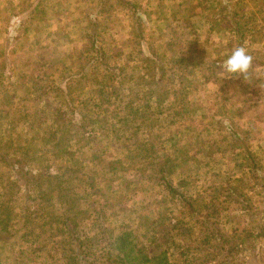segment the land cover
<instances>
[{
    "label": "rangeland",
    "instance_id": "1",
    "mask_svg": "<svg viewBox=\"0 0 264 264\" xmlns=\"http://www.w3.org/2000/svg\"><path fill=\"white\" fill-rule=\"evenodd\" d=\"M117 1L0 0L1 264H80L70 252L54 258L52 245L98 236L101 256L124 232L148 247L172 224L187 227L186 206L157 174L167 159L177 165L174 188L214 221L222 237L216 250L235 248L236 235L264 212V0ZM224 8L254 20L248 26L258 34L241 45L253 56L250 80L220 74L237 46L234 32L211 22ZM96 54L101 66L78 81ZM51 87L68 88L64 111L89 131L59 186L74 201L64 226L20 208L30 205L28 190L32 199L42 188L26 152L43 155L40 140L58 101ZM68 160L48 158L42 166L55 176ZM166 248L170 264H198Z\"/></svg>",
    "mask_w": 264,
    "mask_h": 264
},
{
    "label": "trees",
    "instance_id": "2",
    "mask_svg": "<svg viewBox=\"0 0 264 264\" xmlns=\"http://www.w3.org/2000/svg\"><path fill=\"white\" fill-rule=\"evenodd\" d=\"M117 2L119 5H122L121 0H118ZM123 6L131 8L133 13H135L132 9V5ZM241 8L244 9L245 7ZM224 11L227 14L222 12V15L219 18L215 17L211 22L217 27H222L224 30H231L234 32L233 34L236 39L235 42L237 43L236 47L241 46L247 40L249 34H252V36L258 34L253 31L254 26H248V23L252 25V22H254L250 14L246 12L236 13L237 15L233 13L230 14L226 8H224ZM248 39L252 41L254 37L251 38L250 36ZM99 58L101 59L97 54L94 55V57L91 56V58H89L88 63L83 65V74L79 79L77 78L78 81L84 78V74H86L88 70L94 69L96 66H101L100 60H98ZM183 61L186 64L188 59H184ZM172 73L174 76H179V78L182 76L180 75L181 73L176 74L175 71ZM188 87H190L189 83ZM184 88L185 87H183L182 90H184ZM67 89L68 88L62 89L61 87H51V91L55 93V99L58 101H56L57 105L55 106V120L54 122H50L48 129H45L46 132L40 140L41 148H43L41 151L43 155H40V158L31 159L30 154L26 152L29 157L28 162L34 164L36 170H38L35 178L37 180L42 179V188L40 189V192L32 197V199H30L31 195L28 190V196H25V194L24 196L30 201V205L27 207H25V205L20 207L26 208L31 215H41L44 220L48 219L51 223L57 224V226H64V223L60 221V219L64 218L67 213L72 211L74 206V201H69V199L66 198V193L64 192L65 189L59 187L60 185L66 184V180H61L62 177L73 172L70 169L74 166L70 164L74 159L72 149L74 146L78 145L77 141L82 145L86 144L89 139L87 137L89 131H86V125L82 124L79 128H75V124L72 121V110L66 109L64 111L65 103H67L66 98H71V95L69 94L70 92L65 91ZM195 91L196 87L194 93ZM129 107L130 103L128 102L125 104V111H130ZM143 107L147 109V106ZM135 110L137 112L139 111L138 108ZM126 123L136 129L135 121L129 120L128 122L126 121ZM73 125L74 128L72 127ZM134 134L136 133L134 132ZM31 144L33 143L30 142V145ZM60 144L62 148L58 150V145ZM56 147L61 154H58L57 151H55ZM49 152L51 154H49ZM31 153L34 154L35 152L32 151ZM68 157H70V160L67 161L68 164L61 167L58 172H55V176H52V166H42V163L48 158L53 159L55 162L61 159L65 160ZM3 158L4 157H0V160ZM168 163L170 164L168 165ZM176 166L177 165L174 163H171L170 159H167L162 162V166L157 170V174L161 181V185L169 195L177 198V200H180L186 206L189 223L187 227L181 222L172 224L170 231H167L169 236L165 232H159L158 240L155 243L152 242V245L148 247H145L144 245L139 246L136 244L135 236L132 233L124 232L116 237L113 245L107 246V250L101 256L97 254V251L100 250L98 244H101L98 236L81 237L74 235L69 243L66 244L65 249H59V247L52 245L51 251L55 252L53 257L55 258V256L58 255L60 258L61 256H65L66 252H70L71 255L78 258L80 264H170L168 260L169 249L166 248L168 247L175 250L181 257H183L184 263H186V259L190 258L195 260L196 258L198 264H239V259L245 260L244 264H248L251 260L264 264V261L262 260L264 256V246L260 242L261 238L264 237V212L262 216H260L257 225L251 228H245V230L236 235L235 248L224 250L222 247L216 250L212 246L215 244L214 242L222 237H220L219 231L215 227H212L214 221L211 216L207 212L197 208L191 201L190 197L180 193L173 186V175L175 174L174 170H176ZM15 168L17 169L15 172L17 173L19 168ZM54 184L56 185V189L53 187ZM85 184V182H80V185L78 186L83 187ZM55 190L58 191L54 194ZM60 194L61 203L59 198ZM64 199L67 201H64ZM21 202L23 203V200ZM57 204L62 208L59 216L55 212ZM256 226L259 227L258 233H256L255 230ZM190 228L196 230L191 231ZM45 234V230L40 231V236ZM192 235L195 236L194 239H192ZM60 241L61 238L51 239V242L55 244ZM93 249L95 250L91 251ZM58 262L56 264H58Z\"/></svg>",
    "mask_w": 264,
    "mask_h": 264
},
{
    "label": "clouds",
    "instance_id": "3",
    "mask_svg": "<svg viewBox=\"0 0 264 264\" xmlns=\"http://www.w3.org/2000/svg\"><path fill=\"white\" fill-rule=\"evenodd\" d=\"M252 66L253 56L246 47L238 46L231 51L219 68L224 78L242 77L246 81L251 79Z\"/></svg>",
    "mask_w": 264,
    "mask_h": 264
}]
</instances>
